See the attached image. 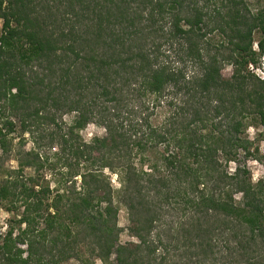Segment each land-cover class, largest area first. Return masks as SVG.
Masks as SVG:
<instances>
[{
    "label": "trees",
    "instance_id": "obj_1",
    "mask_svg": "<svg viewBox=\"0 0 264 264\" xmlns=\"http://www.w3.org/2000/svg\"><path fill=\"white\" fill-rule=\"evenodd\" d=\"M257 3L0 0V208L16 213L0 233V264H264V179L241 163L264 164L244 136L264 125V79L249 69L264 57ZM71 111L74 122L52 130ZM11 116L57 143L74 192L39 173L50 159L39 150L6 166ZM91 122L106 134L85 141ZM119 204L136 242H119ZM170 206L179 220L161 224Z\"/></svg>",
    "mask_w": 264,
    "mask_h": 264
},
{
    "label": "rangeland",
    "instance_id": "obj_2",
    "mask_svg": "<svg viewBox=\"0 0 264 264\" xmlns=\"http://www.w3.org/2000/svg\"><path fill=\"white\" fill-rule=\"evenodd\" d=\"M249 4L252 7V9L256 11L258 7L257 0H249ZM2 24H3V19L0 18V30L2 28ZM232 73H233V67L231 65L224 67L223 74L225 76H231ZM1 105L2 104H0V107ZM167 114H168V106L164 105V107L163 106L159 107L157 113L154 116H152V118L157 124L159 122L162 123L165 120ZM6 115L8 117V114ZM12 117L14 118V121L16 122L17 126L15 131L11 133L8 138L12 143H11V150L8 154V159L6 160V166L9 169L17 170L21 166L20 163L26 160L27 152H30L32 150H36V151L39 150L41 154H43L44 156L48 155L50 158L46 167H44L39 171L38 165L33 164L32 166L24 168L25 173L36 174L39 171L41 175L44 174L46 180L49 181L50 185L52 186V188H54V190L60 188L61 190L70 189V191L74 192V190L76 189L71 184L72 182H67V176L65 175L67 169L63 167L61 162H59L60 157L56 155V153L59 151V146L57 145V143H54L55 147L51 150V146L48 145V140H44V135H45L43 134L44 132L38 131L37 133L35 132L34 135L32 134V132L29 131L22 132L19 119L14 116H11V118ZM76 117H77V112L71 111L67 113H61L60 115H58V118L60 120L59 125L58 126L51 125L52 126L51 128L55 132L62 133L60 127H62L63 131H65L74 122ZM0 118H1V112H0ZM1 123H3V121H1L0 124ZM263 131H264V125L261 124L256 125L253 123L248 127V129L244 133V136L248 137L251 141L254 142L253 149L259 146L260 154L264 153V139L263 137L259 136L260 133ZM105 134H106V129L95 122L89 123L84 129L80 131V135L84 138L85 141H90L95 136H104ZM36 142H38L39 145ZM1 153L2 150L0 149V154ZM241 163L243 166H247L249 168V170L252 173V179L254 182H257L262 178L264 179V164L258 159L256 155L247 158L241 155ZM236 166L237 164L235 162H231L228 166L229 171L234 172ZM106 174L108 175V177L111 178L114 188H119L120 182L118 175L116 173H112V171L110 170H106ZM76 178L78 180L77 183L78 189H80L79 185H80L81 177L78 176ZM71 194L73 193L70 192V195ZM172 206H170L169 212L167 211L168 212L167 215L163 217L161 224L165 222V224L173 225L176 220H179L177 218V215H175V213L173 212V209L171 211ZM15 216L16 213L12 211H8L6 205H3L0 208V233H3L7 230V224L10 222V220L14 219ZM116 221H117L116 223L117 228L119 230V242L121 244L138 241V239L131 232L132 223L130 221L129 211L123 204H119ZM175 223H177V221ZM80 249H82L86 253V255L89 253V251L86 250V244L81 245ZM114 257L115 256H113V258ZM89 259L91 264H104V262L98 257L91 256ZM65 264H78V261L76 259H72Z\"/></svg>",
    "mask_w": 264,
    "mask_h": 264
},
{
    "label": "built area",
    "instance_id": "obj_3",
    "mask_svg": "<svg viewBox=\"0 0 264 264\" xmlns=\"http://www.w3.org/2000/svg\"><path fill=\"white\" fill-rule=\"evenodd\" d=\"M249 69L253 73H255L258 77H260L261 79H264V65H255L251 63L249 65Z\"/></svg>",
    "mask_w": 264,
    "mask_h": 264
},
{
    "label": "clouds",
    "instance_id": "obj_4",
    "mask_svg": "<svg viewBox=\"0 0 264 264\" xmlns=\"http://www.w3.org/2000/svg\"><path fill=\"white\" fill-rule=\"evenodd\" d=\"M263 61H262V64L261 65H264V57H263V59H262ZM233 171H234V169H233Z\"/></svg>",
    "mask_w": 264,
    "mask_h": 264
}]
</instances>
